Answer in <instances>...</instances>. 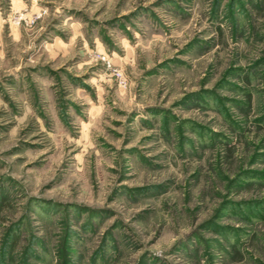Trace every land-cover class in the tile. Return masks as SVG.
Listing matches in <instances>:
<instances>
[{"label": "rangeland", "instance_id": "rangeland-1", "mask_svg": "<svg viewBox=\"0 0 264 264\" xmlns=\"http://www.w3.org/2000/svg\"><path fill=\"white\" fill-rule=\"evenodd\" d=\"M0 264H264V0H0Z\"/></svg>", "mask_w": 264, "mask_h": 264}]
</instances>
